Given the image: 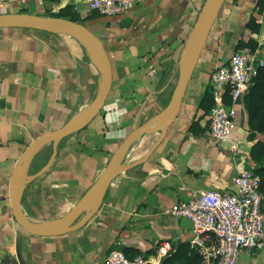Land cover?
I'll return each mask as SVG.
<instances>
[{
    "label": "crops",
    "instance_id": "0c3cea01",
    "mask_svg": "<svg viewBox=\"0 0 264 264\" xmlns=\"http://www.w3.org/2000/svg\"><path fill=\"white\" fill-rule=\"evenodd\" d=\"M203 2L146 0L121 16L99 15L83 23L104 48L111 71L110 90L99 115L58 144L53 162L42 175L36 176L46 166L52 148L48 158L42 155L45 147L33 161L21 199L27 219L44 224L65 215L97 180L127 134L162 112ZM256 4L257 0H224L179 112L160 144L144 163L113 177L99 209L84 227L52 238L31 236L18 227L10 208L11 177L18 158L33 141L87 110L99 76L72 38L0 30V264H19L17 240L23 264H102L114 248L156 264L159 243L168 242L174 250L189 245L191 225L171 215V207L200 191L232 193L233 178L251 170V148L263 138L249 139L243 99L235 105V152L210 138L208 113L200 108L210 90L211 70L225 64L239 40L247 38L251 16L259 31L249 38L264 45V10L253 12ZM66 6L81 20L91 14L78 0H38L37 14L54 15ZM8 13H15L14 8L3 14ZM223 102L231 104L228 96ZM192 123H197L199 132H189ZM159 134L140 138L125 162L142 159ZM237 264H264V250L242 253Z\"/></svg>",
    "mask_w": 264,
    "mask_h": 264
},
{
    "label": "built area",
    "instance_id": "2783aa9c",
    "mask_svg": "<svg viewBox=\"0 0 264 264\" xmlns=\"http://www.w3.org/2000/svg\"><path fill=\"white\" fill-rule=\"evenodd\" d=\"M74 3L77 0H65ZM89 12L102 17H116L127 13L146 0H78ZM33 0H0V14L13 7L18 12L37 10ZM33 7V8H32ZM263 44L257 48L237 49L230 53L227 62L214 67L208 79L212 107L208 112L209 136L215 143L228 144L232 152L236 146L232 135L237 119L235 105L244 99L253 86L259 68L264 66L261 57ZM225 96L230 106L223 102ZM232 193L200 191L187 201L171 207L170 214L185 218L191 225L190 248L200 258V264H237L242 253L264 250V207L259 192L260 180L250 170L242 171L232 180ZM174 248L161 242L156 248L159 264L169 257ZM102 264H154L151 259L137 255L128 259L118 248L109 250Z\"/></svg>",
    "mask_w": 264,
    "mask_h": 264
},
{
    "label": "water",
    "instance_id": "95a60500",
    "mask_svg": "<svg viewBox=\"0 0 264 264\" xmlns=\"http://www.w3.org/2000/svg\"><path fill=\"white\" fill-rule=\"evenodd\" d=\"M223 2L224 0H204L184 43L177 80L170 99L162 112L149 122L129 132L111 156L97 180L86 190L79 201L59 219L44 224L27 219L21 210V199L24 189L30 181L28 176L29 169L38 154L45 147L51 146L52 153L46 166L36 174V176L42 175L53 162L58 144L62 140L84 130L99 115L104 107L111 86L110 66L103 46L82 24L36 14H0V30H32L74 39L86 52L90 63L99 76L96 93L87 110L80 116L65 123L59 129L37 138L23 151L17 160L10 181L9 197L12 216L23 232L39 238H52L81 229L99 209L113 177L120 172H127L144 163L151 156L179 112L187 85ZM157 121H159V124L154 125ZM152 132L160 134L146 155L140 160L127 164L125 159L133 145L145 134ZM15 253L18 263L23 264L19 240H17L15 245Z\"/></svg>",
    "mask_w": 264,
    "mask_h": 264
},
{
    "label": "trees",
    "instance_id": "16d2710c",
    "mask_svg": "<svg viewBox=\"0 0 264 264\" xmlns=\"http://www.w3.org/2000/svg\"><path fill=\"white\" fill-rule=\"evenodd\" d=\"M38 0H33V4L37 3ZM51 3H59L60 0H42ZM264 0H257L256 7L253 12L260 14L264 10ZM16 13V12H15ZM20 13V12H17ZM53 18L66 19L71 22L82 24L87 20L96 19L99 15L96 12H91L84 19L80 17L73 11L71 6H66L61 9L57 14L45 15ZM246 29L248 31L247 38L239 40L235 50L237 49H249L251 51L257 48V43L255 38H249L252 35H257L259 31V26L255 23V19L251 16ZM264 48V45H263ZM253 86L249 89L248 93L245 95L244 108L248 117L249 125V139L255 140L256 136H262L263 138L256 141L251 148L249 160L252 162L253 167L251 172L256 175L260 180L259 192L262 196V203L264 207V66L259 68L256 77L253 81ZM212 107V95L210 90H206L205 96L201 103L200 108L208 113ZM197 123H192L189 132H199L197 129ZM128 259H133L128 250H121ZM137 256V255H136ZM146 258V257H145ZM161 264H200V258L195 254V252L190 248L189 245L178 246L174 252L164 259H162Z\"/></svg>",
    "mask_w": 264,
    "mask_h": 264
},
{
    "label": "rangeland",
    "instance_id": "374dc122",
    "mask_svg": "<svg viewBox=\"0 0 264 264\" xmlns=\"http://www.w3.org/2000/svg\"><path fill=\"white\" fill-rule=\"evenodd\" d=\"M32 8H33V7H32ZM36 8H37V7H36ZM14 11H15L16 13L18 12L16 9H14ZM19 11H20V13H25V14H36V15H38L36 9H32V10H30V11H21V10H19ZM50 153H51V147L48 146V147L46 148V150L43 151L42 155L45 154L46 157L48 158Z\"/></svg>",
    "mask_w": 264,
    "mask_h": 264
},
{
    "label": "bare ground",
    "instance_id": "6f19581e",
    "mask_svg": "<svg viewBox=\"0 0 264 264\" xmlns=\"http://www.w3.org/2000/svg\"><path fill=\"white\" fill-rule=\"evenodd\" d=\"M32 5H33V3H32Z\"/></svg>",
    "mask_w": 264,
    "mask_h": 264
}]
</instances>
